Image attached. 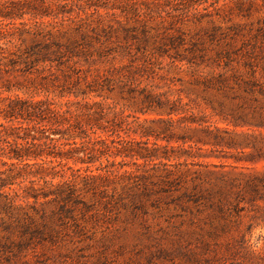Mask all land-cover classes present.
Returning <instances> with one entry per match:
<instances>
[{"label":"trees","instance_id":"1","mask_svg":"<svg viewBox=\"0 0 264 264\" xmlns=\"http://www.w3.org/2000/svg\"><path fill=\"white\" fill-rule=\"evenodd\" d=\"M172 12L178 19L201 16L222 20H231L233 15L250 18L258 13L261 17L255 38H264V0H0V214L4 211L16 217V228L27 240L75 241L81 227L79 206L83 212L93 207L79 198L80 177L88 192L101 197L98 201L105 209H119L115 195L108 191L119 175L113 168L115 158H124L122 167L129 163L128 159L137 167L140 160L147 163L162 157L170 159L168 146H161L158 141L173 140L175 122L206 126L202 128L203 136H182L184 142L242 149L253 160L264 159V144L258 142L256 135L243 132L241 139L232 135L238 134L235 131L206 125V115L198 116L192 108L165 94L145 92L144 106L139 110L142 114L153 112L168 124L166 130L158 133L151 128L140 131L123 112L106 103L108 96L104 93L114 90L110 84L114 80L105 77L95 65L128 59V66L146 70L158 61L145 52L136 57L129 47L112 46V22L130 33L134 29H127L126 23L132 15L135 21L144 22L146 35L147 20L158 16L164 22L165 14ZM183 41L182 34L171 36L160 48H177ZM137 50L140 52L141 48ZM170 57L193 62L186 56ZM236 59L226 52L218 62L227 60L228 68ZM82 63L89 67H79ZM237 64L251 69L252 78L239 82L240 88L264 96V83L257 78L251 60H237ZM104 72L113 75L114 69ZM89 73L94 75L93 80H89ZM127 81L134 84L133 79ZM91 96L103 100L90 101ZM241 111H233V120L226 121L237 128L264 127V106L252 107L250 118V113ZM138 135L143 139H138ZM151 136H156L153 146ZM161 148H166L164 154L160 153ZM246 149L251 151L247 153ZM103 159L108 163L104 164ZM79 164L87 165L86 174L81 173L82 167H74ZM93 166L97 173L91 169ZM208 184L205 187L196 183L181 197L204 204L209 236L213 240L225 237L229 248L255 247L259 242H253V232L258 227L264 229V205H260L264 202V173L253 174L243 182L220 179ZM140 188L146 189L145 184ZM180 189L181 186L176 187L177 191ZM45 204L56 208L48 211ZM129 208L135 219L133 224L140 219L144 235L151 236L153 225L145 204L133 199Z\"/></svg>","mask_w":264,"mask_h":264},{"label":"rangeland","instance_id":"2","mask_svg":"<svg viewBox=\"0 0 264 264\" xmlns=\"http://www.w3.org/2000/svg\"><path fill=\"white\" fill-rule=\"evenodd\" d=\"M176 16L172 12L171 15L165 14L164 22L158 16L155 20H147L146 35L143 33L144 22L135 21L132 15L126 23L127 29H134L130 33L112 22V46L129 47L136 57H142L145 52L146 56L156 57L158 61L146 70L128 66V59L95 65L101 68L105 77L114 80L110 82L114 90L104 93L108 96L106 103L123 112L128 122L132 126H139L140 131L141 128H151L158 133L166 130L168 124L161 122L160 116L153 112L142 114L139 110L144 106L145 92L165 94L172 100H180L182 105L192 108L198 116L206 115V125L214 124L235 131L233 133L238 134L232 135L241 139L240 133L253 134L258 142L264 144V127L237 128L226 121L233 120V111L250 113L252 107L264 106L263 95L240 88L239 82L252 77L250 67L237 64V60H251L257 69V78L264 83V38H255L261 14L255 13L250 18L233 15L231 20L201 16L178 19ZM123 20L126 22L125 17ZM180 34L184 41L177 48H160L167 38ZM138 47L141 48L140 52ZM226 52L237 58L228 68H225L227 60L218 62L219 56ZM171 55L193 58V62L187 59L174 61ZM234 66L236 68L233 70ZM79 67L88 68L89 65L82 63ZM109 68L114 69L113 75L104 72ZM93 77L89 73V80H93ZM128 79H133L134 84H130ZM92 100L102 101L103 98L91 96ZM247 116L250 118L252 114ZM203 127L206 126L175 122L172 126L176 133L173 140L158 141L161 146H168L170 159L162 157L147 163L140 160V167L128 159L129 163L122 167L120 162L124 158L116 157L113 168L119 175L108 191L110 195H115L119 209H105L98 201L101 197L88 192L80 177L79 198L93 207L91 211L83 212L82 205L79 206L77 215L81 227L74 242L64 240L52 243L40 238L29 241L16 228L17 218L2 211L0 264H264L263 228L258 227L253 232V242H259L255 247L229 248L225 237L213 240L207 233L205 222L208 212L204 204L197 205L181 197L196 183L208 187L209 182L215 184L220 179L243 182L253 174L264 173V159L253 160L242 149L214 148L181 139L182 136H203ZM136 137L143 139L139 135ZM149 141L153 146L156 136H151ZM165 150L161 148L160 153L164 154ZM246 151L248 153L251 149ZM103 162L108 163L106 159ZM74 167H82L81 173L86 174L87 165ZM95 168L91 167L97 173ZM68 175H71V171H68ZM144 184L146 189L140 188ZM177 186H181L178 191ZM133 199L143 202L148 211L153 225L149 237L144 235L140 219L133 224L135 219L129 208ZM260 205L263 206L264 202L261 201ZM44 207L48 211L56 208L54 204H45ZM64 239L67 237L64 236Z\"/></svg>","mask_w":264,"mask_h":264}]
</instances>
